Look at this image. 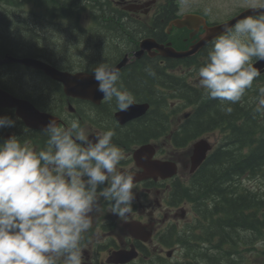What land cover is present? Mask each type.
Instances as JSON below:
<instances>
[{
  "label": "flooded vegetation",
  "instance_id": "1",
  "mask_svg": "<svg viewBox=\"0 0 264 264\" xmlns=\"http://www.w3.org/2000/svg\"><path fill=\"white\" fill-rule=\"evenodd\" d=\"M163 1H137L143 7L133 12V20L128 19L131 25H126L125 29L121 30H137L138 34L132 38L128 37L126 41L120 40L123 41L122 52H120L122 57L115 60V63L109 64L113 68L126 58L125 65L118 69L120 73L118 87H121V90H127L132 95L133 106H141L133 107L129 111L130 115L125 116L122 122L117 114L124 111L117 110L114 98L111 101L105 100L103 96L97 98L98 95H101L100 92L93 93L89 100L67 98L63 96L60 84L42 81H36L34 85L25 84L22 73L26 76L30 73V77L37 79L39 71L17 63L0 65V90L15 98L25 100L38 111L54 117L58 127L67 128L73 119L78 120L80 126L85 130V134L93 143L97 134L113 130L115 135L112 138V144L125 153L126 159L120 162L118 171L133 176L135 199L132 203V211L125 217L113 215L111 202L106 201L99 194L110 181L98 188L97 204L90 214L91 227L83 233V238L80 241L84 264H113L111 256L114 252L129 251L136 252L137 257L124 264H182L181 259L173 258L175 246L166 247L168 241L172 239V236L167 233L172 228L185 226L190 221L189 216L192 215L191 204L188 202L177 203V200L186 199L183 191L191 188L186 189L190 180L208 164L209 158L219 149L220 141L223 138V134L218 129L206 127L207 117L197 121L195 129H189L196 111H194L193 105H187L185 99L183 100L181 97L175 103L177 108H173L171 105L172 112L169 117L165 116L161 107H158L156 103V81L140 88H133L130 85L132 79L130 67L139 65L142 60L149 64L152 63L155 67H160V64H166L168 61L167 58L157 56L156 50H151V52L144 50L141 52L143 55L140 58L134 54L140 51V42L144 39H153L159 43L167 42L166 34L168 35V33L166 30L176 19L177 12L174 9V14L171 13V7H165ZM205 18L206 23L211 25L209 19ZM173 30L176 34L177 29L174 27L169 29L170 33ZM203 32L201 27L197 34L190 37L191 31L186 30L187 37L177 35L175 39L184 41V46L187 48L198 41ZM199 33L201 34L198 35ZM209 46L210 44L202 48L193 60L185 61V65L190 68L192 65L188 63L192 62L193 64L199 59L204 64ZM6 54L8 53L1 54L0 60L4 59ZM13 56L20 57L22 55L14 54ZM10 66L18 70V78L17 76L14 78L8 76L2 71ZM141 71L142 69L136 66L135 73ZM177 84H183L187 90H190L183 80ZM22 85L27 88H23ZM251 88L253 90V86ZM206 102L215 107L218 106L217 104H221L220 101L208 97ZM239 102L233 106H237ZM231 105L229 106L232 107ZM142 106H147V110L141 113ZM222 106L225 107V105ZM0 117H7L14 122L11 127L0 128V144L15 136L22 146L28 145L37 152L46 147L48 137L43 133L45 128L27 127L16 116L15 108L0 106ZM156 118L164 123L156 124ZM219 124L221 122L217 123L218 127L221 126ZM217 132L220 133L218 138ZM203 139L212 142V150L207 153L206 159L198 169L192 173L194 144ZM144 147L147 148V154H143L142 160H136L135 153ZM146 156L147 158H145ZM158 163H165L166 170L157 172L156 164ZM171 173H174V176L169 177L168 175ZM168 251L174 252V254L168 255ZM183 260L185 259L183 258Z\"/></svg>",
  "mask_w": 264,
  "mask_h": 264
},
{
  "label": "clouds",
  "instance_id": "2",
  "mask_svg": "<svg viewBox=\"0 0 264 264\" xmlns=\"http://www.w3.org/2000/svg\"><path fill=\"white\" fill-rule=\"evenodd\" d=\"M241 2L258 14L225 26L197 70L199 86L209 99L225 105L226 114L261 75L254 62L264 61V0ZM181 3L187 5L188 0ZM210 12L205 9L206 15ZM93 78L105 100L115 99L117 110L126 111L134 103L132 95L118 87L117 69L101 63ZM256 111L264 113V88L256 97ZM13 123L0 117V128ZM43 133L46 147L38 152L22 146L15 136L0 144V264H84L80 241L91 227L97 190L106 182L99 194L111 202L112 214L125 217L132 211L133 176L118 171L126 156L112 144L113 130L97 134L93 143L73 119L67 128L51 120ZM241 235L251 232L241 230ZM255 246L262 248L264 242Z\"/></svg>",
  "mask_w": 264,
  "mask_h": 264
},
{
  "label": "trees",
  "instance_id": "3",
  "mask_svg": "<svg viewBox=\"0 0 264 264\" xmlns=\"http://www.w3.org/2000/svg\"><path fill=\"white\" fill-rule=\"evenodd\" d=\"M27 2L46 7L51 18L60 16L65 18L72 14L80 16L85 9L91 10V17L96 25V30L91 31L94 36L92 39H95L96 43L99 39H104V45L115 47L110 56L102 53L98 56L88 54L90 58L84 62L91 68L101 63L111 65L115 63V60L121 59L120 51L123 41L138 34L137 30H121L125 29L126 23L116 20L123 19L124 15L117 10L110 11L108 9V6L111 7L109 0H3L2 3L9 7H19ZM168 2L174 4L173 0ZM173 12L174 8L171 6V13ZM78 34L81 35L80 31ZM89 36L90 33L85 39ZM121 39L123 41H120ZM77 41L80 42V40ZM1 43L6 44L3 41H0ZM115 43L119 44V50ZM20 49L19 54L27 53L25 46ZM3 51L14 53L5 49H1L0 53ZM136 66L142 69L140 73H135ZM149 68L155 73L154 75L148 74L146 69ZM130 73L132 74L130 85L133 88L145 87L152 81H156V84L161 86L167 83H178V80L165 75L164 68L155 67L145 60H142L139 65L130 67ZM190 97L198 101L202 96L194 90L186 91L185 99ZM156 103L158 107H162V98L157 97ZM241 106H237L240 108L232 111L231 114H226L222 110L223 106L218 105L215 108L212 104L203 103L191 121L189 129H195L197 121L202 120L203 117H207V128H216L217 123L221 122L219 126L223 125L227 134L222 140L223 147L212 154L208 164L195 176L194 190L192 192L183 191L185 197L197 206L196 210L208 211L206 224L201 226V234L192 231V235L197 239L187 238L182 241L181 238L178 239L185 245L190 256L195 255L188 264L196 262L200 264H244L239 248L246 251H257L252 243L253 240L249 243L247 238L264 234V185L253 190L242 185V180L245 178L264 181V113L256 112L255 115L251 110L245 111ZM240 115L244 117L241 118ZM163 123L156 118V124ZM241 230H250L251 235L242 236ZM200 241L207 243L208 247H199ZM208 248L210 254L207 253ZM260 252H263L264 257V250ZM198 256L207 259L201 263L197 259ZM233 256L237 259L232 260Z\"/></svg>",
  "mask_w": 264,
  "mask_h": 264
},
{
  "label": "rangeland",
  "instance_id": "4",
  "mask_svg": "<svg viewBox=\"0 0 264 264\" xmlns=\"http://www.w3.org/2000/svg\"><path fill=\"white\" fill-rule=\"evenodd\" d=\"M181 1V0H179ZM202 1L204 4H207L208 6L214 8V9H217L215 10V13L219 14V8H220V5L221 6H225L229 3H226L224 0H188V2H192L193 5L197 6V2H200ZM3 0H0V5L2 4ZM182 4V3H181ZM185 6V5H184ZM226 6V7H227ZM236 6V4L234 5ZM30 7V6H29ZM34 7V6H32ZM242 8V6H238V9ZM25 9H28V7H26ZM205 9H207V7H205ZM233 13H231L230 15L226 16V17H229L231 16ZM225 15H222L221 18L224 19L226 18ZM20 18H24L23 15H19V14H16L15 16H13L12 14H10L8 11H0V23L2 24H7L5 25L1 30H0V41H3L4 43L6 44H2V46L0 47V50L3 48V47H6L8 49H19V41H18V38H20L23 42H27L29 43V39H27L26 37H21L19 36L18 38H16L17 36H14V32L13 30L9 29V24L12 22V23H18ZM32 19H34L32 17ZM40 23V22H39ZM42 24V23H40ZM78 25L80 27V29L82 27H88L89 25V19L87 18V13H83L80 17V20L78 22ZM51 28L52 30L50 31V35L52 36H57V35H60L61 37H68L70 38V40H74V39H77V40H80L79 43L77 44H74L73 42H69V45H67V49H68V52H71V49H70V46L71 47H75L77 45L78 48H76L74 50V57L72 56V61L73 62H76L78 61L79 62V65L81 64V61L80 59L83 58L82 62L85 64L84 60L87 62L88 59L90 58L88 54L91 55H97L102 53L104 54L105 56H110V54L112 52H114V46L112 45H104V39H99V42L96 43L95 39H85L83 36V34L81 36H72V34L70 33L69 31V34H67L66 32V26L63 25L62 22H58V23H54L53 25H51ZM25 30H28V27L25 26L24 27ZM18 34H21V32H18ZM69 35H71L74 39H72V37H70ZM1 37H4V39H1ZM6 38V39H5ZM15 39V40H14ZM11 41V42H9ZM51 45H49V43H46V47H48V49H54L56 47V44H58V38H54L52 39L51 37V40H50ZM110 42V41H109ZM9 43H11V45H8ZM111 43V42H110ZM62 50H58L57 53L60 54L61 56L64 55L63 52H61ZM15 52V51H14ZM79 56V57H78ZM84 56V57H83ZM82 57V58H81ZM88 58V59H87ZM87 59V60H86ZM70 60H68L67 62H69ZM3 72H5L8 76H12L14 78V76H17V78L19 77V74L18 73V70H16L15 68H7V69H3L2 70ZM21 72V71H20ZM22 73V72H21ZM30 73L26 76V75H23L22 73V76L24 77L26 83L27 84H32L34 85L36 81H44L43 79H41V77H38V79H33L32 77H30ZM26 76V77H25ZM197 74L195 76H192L191 78V82L195 81L197 79ZM16 80V79H15ZM32 80V81H31ZM31 81V82H30ZM18 84V83H17ZM23 88H27V86L25 85H22ZM256 88L259 90L260 88H264V80L262 81H256ZM195 91V90H194ZM198 92V91H196ZM200 93V92H198ZM247 94L249 93H252V95L250 97H248V99L245 101V102H242V106L245 107V109H247L248 107H251V110L254 112L256 110V107L254 105V102L256 101V97L258 96L259 92H253L252 88L248 89L246 91ZM202 94L203 96H206L204 93H200ZM164 104V101L162 102V105ZM219 106H222V104H217ZM235 104H232L231 106H233ZM235 106L232 107V111L234 110H238L237 109V106L236 108H234ZM216 108V107H215ZM213 114H215L213 112ZM241 118H243L244 116L243 115H240ZM221 129H223V125L220 127ZM227 134V131H225V134ZM217 135V138L219 137L220 133L217 132L216 133ZM224 137V136H223ZM243 182V186L246 187V188H249V189H257L259 187H263L264 185V181L263 180H258V179H250L248 180L247 178L243 179L242 180ZM180 226L182 225L181 223L179 224ZM248 237V236H246ZM249 243H250V240H253L252 243L254 245V247H256V242L257 241H261V242H264V234L263 235H260V236H251V237H248L247 238ZM199 247H201L199 244H198ZM177 248H180V246H176ZM257 251H246L245 249L243 248H239V251L241 250V255L243 256V263L244 264H264V257L262 256V253L263 252H260L262 250H264V247L262 248H257ZM179 253L184 254L183 251H179V252H176L174 257L173 258H176V259H179L180 256H179ZM192 257H195V255H191V258ZM198 261L199 262H202L203 263V259L200 258L199 256L197 257Z\"/></svg>",
  "mask_w": 264,
  "mask_h": 264
},
{
  "label": "water",
  "instance_id": "5",
  "mask_svg": "<svg viewBox=\"0 0 264 264\" xmlns=\"http://www.w3.org/2000/svg\"><path fill=\"white\" fill-rule=\"evenodd\" d=\"M191 16H187L184 21L177 22L176 25L178 27H183V26H189V19ZM220 27H217L215 29H212L209 37H206L205 39H202L196 46H194L190 51L184 52V53H177L175 52L172 48H164L163 46L160 45H155L152 42H143L141 45L142 49H147L151 50L152 48H156L161 55L169 58H184L186 56H191L194 55L202 46H204L207 42L211 41L213 38H215L217 35H219L222 30H220ZM9 60V59H8ZM11 62H16V63H21L24 66L31 67L34 69H41L45 72L46 75H48L50 78L61 82L64 85V90L67 95L70 96H77V97H86L85 91L88 90V88L91 86V84L95 83L96 81L94 80L93 77L87 76L84 74H68V73H63L58 71L57 69L48 66L46 64H41L40 62L31 60V59H22V60H15L11 59ZM121 65V64H120ZM119 65V66H120ZM117 66V68H119ZM259 70L264 67V61L258 62V64L255 66ZM3 106H10V107H16L18 109L17 115L22 118L25 123L28 126H34L32 124L34 123H42L44 122V119H46L43 115L38 114L36 111L30 109L28 110L26 108V105L23 102H20L19 100H14V99H5V102ZM209 149V146L201 142L196 146V158L197 161L200 162L205 157L206 151ZM122 256L120 253L116 254V262L118 263H123L127 260H130L132 257L135 255H127L124 254Z\"/></svg>",
  "mask_w": 264,
  "mask_h": 264
},
{
  "label": "bare ground",
  "instance_id": "6",
  "mask_svg": "<svg viewBox=\"0 0 264 264\" xmlns=\"http://www.w3.org/2000/svg\"><path fill=\"white\" fill-rule=\"evenodd\" d=\"M171 12V11H170ZM175 12V11H174ZM174 12H173V14H174ZM112 21V20H111ZM116 21H119L120 23L122 22V23H126V25H131V23L128 21V20H124V18L123 19H119V20H116ZM1 51V50H0ZM138 58H140L143 54L140 52V51H137V52H135L134 53ZM123 60H125V59H123ZM1 64H4V63H0V65ZM94 65V64H93ZM8 67H6L5 69H7ZM9 68H12L11 66L9 67ZM202 97H200L199 99H198V101H195V100H193V98H188V99H185V103L187 104V105H193V107H194V110L195 111H197V109L203 104V103H205L206 102V98H207V96H203L202 94H200ZM162 102H163V99H162ZM241 107H243V106H241ZM240 107H237V109H239ZM244 108V110L245 111H247V110H251V107H248L247 109H245V107H243ZM252 111V110H251ZM253 112V111H252ZM256 110L253 112V113H255V115H256ZM222 140H223V138H222Z\"/></svg>",
  "mask_w": 264,
  "mask_h": 264
}]
</instances>
